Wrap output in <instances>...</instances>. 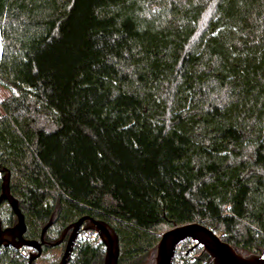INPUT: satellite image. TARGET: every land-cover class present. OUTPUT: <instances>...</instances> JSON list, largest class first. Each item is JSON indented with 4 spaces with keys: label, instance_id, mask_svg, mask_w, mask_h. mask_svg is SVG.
<instances>
[{
    "label": "trees",
    "instance_id": "obj_1",
    "mask_svg": "<svg viewBox=\"0 0 264 264\" xmlns=\"http://www.w3.org/2000/svg\"><path fill=\"white\" fill-rule=\"evenodd\" d=\"M0 34V196L10 173L26 240L90 217L119 264H154L164 232L200 223L264 254V0H0ZM0 219L17 223L6 202ZM77 253L104 263L102 243Z\"/></svg>",
    "mask_w": 264,
    "mask_h": 264
},
{
    "label": "water",
    "instance_id": "obj_2",
    "mask_svg": "<svg viewBox=\"0 0 264 264\" xmlns=\"http://www.w3.org/2000/svg\"><path fill=\"white\" fill-rule=\"evenodd\" d=\"M10 182L11 175L6 173L2 179L0 207L3 203H8L17 223L13 227L3 228L0 219V249L11 248L17 251L23 248L30 249L32 253L29 256V264H33L42 256L43 247L48 245L45 241V234L53 222L45 227L39 242L26 240L24 237L26 233L25 217L19 202L11 194ZM83 230L93 231L99 235L105 250L103 264H119L120 242L116 232L107 223L90 217H84L72 224L63 232L59 240L48 245L55 247L65 242V251L59 264H69L79 232ZM188 238L194 239L203 246L212 264H264V254L244 255L233 246L223 242L218 233L200 223L178 226L164 232L156 248L154 264H172L176 246ZM198 244L187 250L186 255Z\"/></svg>",
    "mask_w": 264,
    "mask_h": 264
},
{
    "label": "built area",
    "instance_id": "obj_3",
    "mask_svg": "<svg viewBox=\"0 0 264 264\" xmlns=\"http://www.w3.org/2000/svg\"><path fill=\"white\" fill-rule=\"evenodd\" d=\"M86 243L100 244L101 240L96 232L84 231V230L80 231L69 264H76L78 258L77 249L81 245ZM196 244H198V242L191 238L181 241L176 246L172 264H195L199 259V257L201 256L202 252L205 253L203 246L198 244L187 255H186V251L192 248L193 246H195ZM18 252L20 256L25 259V262L23 264H29V256L32 253V250L23 248ZM194 257H198V258H194ZM201 264H208V263L202 262Z\"/></svg>",
    "mask_w": 264,
    "mask_h": 264
},
{
    "label": "rangeland",
    "instance_id": "obj_4",
    "mask_svg": "<svg viewBox=\"0 0 264 264\" xmlns=\"http://www.w3.org/2000/svg\"><path fill=\"white\" fill-rule=\"evenodd\" d=\"M0 41H1V34H0ZM1 53H2V48H0V56H1ZM3 98H4V92L0 90V104ZM218 234L219 236H221V233H218Z\"/></svg>",
    "mask_w": 264,
    "mask_h": 264
},
{
    "label": "flooded vegetation",
    "instance_id": "obj_5",
    "mask_svg": "<svg viewBox=\"0 0 264 264\" xmlns=\"http://www.w3.org/2000/svg\"><path fill=\"white\" fill-rule=\"evenodd\" d=\"M47 244L49 245V244H53V243H47ZM48 245H47V246H48ZM44 247H45V246H44Z\"/></svg>",
    "mask_w": 264,
    "mask_h": 264
},
{
    "label": "crops",
    "instance_id": "obj_6",
    "mask_svg": "<svg viewBox=\"0 0 264 264\" xmlns=\"http://www.w3.org/2000/svg\"><path fill=\"white\" fill-rule=\"evenodd\" d=\"M0 48H2V47L0 46Z\"/></svg>",
    "mask_w": 264,
    "mask_h": 264
}]
</instances>
